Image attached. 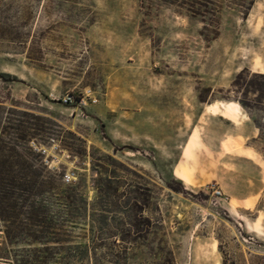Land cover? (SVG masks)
I'll return each instance as SVG.
<instances>
[{"label":"rangeland","instance_id":"374dc122","mask_svg":"<svg viewBox=\"0 0 264 264\" xmlns=\"http://www.w3.org/2000/svg\"><path fill=\"white\" fill-rule=\"evenodd\" d=\"M180 1L0 0V137L57 145L55 173L73 169L87 202L76 219L106 226L98 235L112 245L107 264L162 262L129 237L150 247L162 239L173 264H264V75L251 74L264 73V0L246 13L234 0H198L195 12ZM67 92L74 97L63 103ZM237 100L258 129L245 140L262 156L256 183L251 167L221 155L243 152L240 136L210 151L222 125L206 106ZM193 145L206 149L203 159ZM261 185L245 200L233 196ZM3 236L0 221L1 247Z\"/></svg>","mask_w":264,"mask_h":264},{"label":"trees","instance_id":"16d2710c","mask_svg":"<svg viewBox=\"0 0 264 264\" xmlns=\"http://www.w3.org/2000/svg\"><path fill=\"white\" fill-rule=\"evenodd\" d=\"M253 1L234 0L231 3L246 13ZM180 2H184L189 11L195 12L193 4L198 0ZM215 5L219 6L218 3ZM251 74L264 75L262 72ZM237 101L247 108L244 101ZM2 149L15 157L9 160L0 156V221L4 233V247L0 246V253L4 251L7 254L0 255L5 258L1 264H107L112 261L108 259L112 245L98 235L106 226H96L91 218L85 221L76 219L80 217L84 220L82 215L87 211V202L79 184L57 182L55 177L60 179L58 174L42 162L41 154L22 136L6 140L0 137V151ZM13 165L26 171L14 172ZM170 178L176 177L171 173ZM165 183L174 189L169 181L165 180ZM49 206H57L54 213L50 212ZM75 227L79 228L77 233H73ZM125 241L133 246L143 244L147 248H155L156 253L164 254L160 264H173L171 251L165 249L162 239L154 247L138 237H129ZM11 245L18 246L8 249ZM126 250L127 244L121 245L114 253L116 260L126 254Z\"/></svg>","mask_w":264,"mask_h":264},{"label":"crops","instance_id":"0c3cea01","mask_svg":"<svg viewBox=\"0 0 264 264\" xmlns=\"http://www.w3.org/2000/svg\"><path fill=\"white\" fill-rule=\"evenodd\" d=\"M252 64L255 67V69H252L253 71H261V60L258 57H254L252 59ZM231 102H236V101H231ZM214 103V102H212ZM212 103H209L208 105H211ZM206 106V110L211 114L210 116L213 117L218 123H220L222 125V131L220 133L219 138L217 139V142L215 143L216 146L211 147L212 152H216L217 150H219L218 148H221V144H223L225 141H227L229 138V136H233L231 137L234 141L237 142V140L235 139L234 136H240V142L242 143L241 149L243 150V152H239L236 150H225V149H221L222 150V154L224 155L223 157H227L229 159H233L236 162H240V163H244L246 165H248V167H251L253 170V181L256 183L257 180H261V178H259V173L260 171H262V165L260 163V161H258L259 159H262V156L260 155V153L251 145L246 143V139L249 138H253L256 136V134L258 133V129L257 127L252 124V122H249V117L247 116V113L244 112L243 109L241 113H237V122H240V126L238 127L237 131L236 129V124L237 122H235L231 116L226 115L225 114V109L223 108H219L217 112H211ZM205 105L201 108V112L200 114L205 110L204 109ZM224 111V112H223ZM200 124L196 122H194L190 128V133L189 136L192 135L193 138L191 137H187L184 144L182 145V149L185 147V144L188 143L189 140H194V138H196V130H198ZM202 126V125H201ZM196 140V139H195ZM195 142H199V139H197V141ZM192 150L198 151V155L200 154L199 157H201L203 159L205 150L203 147H195V145L191 146ZM201 148V149H200ZM246 153H250V155L246 154ZM182 154V150L180 155ZM256 158V159H253ZM222 164H224V162H222ZM235 175V174H233ZM240 175H243L245 177V173H241ZM236 176V175H235ZM210 177H208L207 179H209ZM207 179L205 181H207ZM243 179V178H242ZM195 180V179H194ZM247 180V179H246ZM242 183V180H241ZM264 185V184H263ZM263 185H261L259 188H257L254 191H250L248 190V188H245L244 190L240 191L239 193H233V196H235L237 199H241V200H245L246 198L250 197V196H254L258 190H261ZM238 194V195H237Z\"/></svg>","mask_w":264,"mask_h":264},{"label":"built area","instance_id":"2783aa9c","mask_svg":"<svg viewBox=\"0 0 264 264\" xmlns=\"http://www.w3.org/2000/svg\"><path fill=\"white\" fill-rule=\"evenodd\" d=\"M91 97L92 101H95L96 98L93 97L89 93H83L80 96V100L83 101L84 96ZM72 93H64L60 96V99L63 103L71 102L73 98ZM29 144L32 146L33 149L38 151L41 154V160L42 162L51 170L59 172L58 164L57 161L54 160L53 154L49 152V150H53L57 147L55 143H51L50 145H46L43 143H38L35 142L33 139L29 141ZM75 178V171L69 167L65 168L61 173H60V180L64 183H70L74 180ZM209 191L211 194H214L215 196H220L223 194V191L221 190L220 187L215 186L214 184L209 185Z\"/></svg>","mask_w":264,"mask_h":264},{"label":"bare ground","instance_id":"6f19581e","mask_svg":"<svg viewBox=\"0 0 264 264\" xmlns=\"http://www.w3.org/2000/svg\"><path fill=\"white\" fill-rule=\"evenodd\" d=\"M255 69V68H252ZM211 112H217L219 108L225 109V114L231 116L232 118L237 117V113L242 112V107L238 102H231V101H219L214 102L207 107ZM224 112V111H223ZM215 246V242L212 243L211 249ZM215 264H218L215 262Z\"/></svg>","mask_w":264,"mask_h":264}]
</instances>
